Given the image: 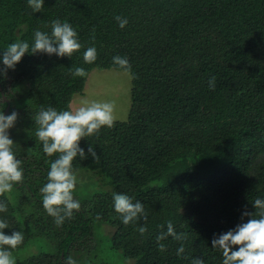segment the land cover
<instances>
[{
	"label": "trees",
	"instance_id": "16d2710c",
	"mask_svg": "<svg viewBox=\"0 0 264 264\" xmlns=\"http://www.w3.org/2000/svg\"><path fill=\"white\" fill-rule=\"evenodd\" d=\"M117 15L127 17L125 28ZM55 19L74 27L82 48L70 58L26 53L0 80V111L18 113L9 135L23 168V180L0 195L4 231L24 236L12 250L16 264H65L68 256L77 264H222L214 234L246 222L242 212L255 213L252 202L264 197V0H44L39 12L27 0H0V51L31 44L37 29L51 33ZM93 45L97 59L87 64L83 52ZM117 55L134 75L127 119L79 141L99 159L73 161L88 177L78 187L81 208L57 227L40 188L58 154L43 153L34 116L42 107L71 110L93 70L122 71ZM76 67L86 76L74 77ZM113 192L139 200L147 218L124 225ZM168 221L187 234L180 257L171 237L164 252L157 247Z\"/></svg>",
	"mask_w": 264,
	"mask_h": 264
},
{
	"label": "clouds",
	"instance_id": "9594fccd",
	"mask_svg": "<svg viewBox=\"0 0 264 264\" xmlns=\"http://www.w3.org/2000/svg\"><path fill=\"white\" fill-rule=\"evenodd\" d=\"M27 3L33 12H39L44 0H27ZM114 19L121 29L128 24L127 17L117 15ZM81 48L82 44L74 27L67 21L55 19L51 23V33L37 29L33 33L31 44L27 40H18L0 51V64L4 66L0 69V80L6 79L7 70H14L26 53L29 55L44 53L47 56L55 55L57 58H70ZM96 59V47L94 45L87 47L83 52L84 62L92 64ZM112 62L126 73L130 80L134 79L131 64L126 57L114 56ZM86 74L82 67H76L72 71L74 77H84ZM215 80L214 76L208 80L210 90L215 89ZM5 99H7L5 95H0V104H4ZM114 111L115 105L111 101H83L74 111H58L49 106L40 108L34 116V121L38 125L35 135L42 144L43 153L47 156L58 154L50 163L47 173L48 182L40 188L42 207L50 217L54 218L53 222L57 227L62 226L66 219L73 218L74 212L81 208L80 200L74 199L73 196L78 184L77 170L73 167V161L77 157L81 161L88 157L92 160L99 159L91 144L88 145L86 154L79 141L85 137L98 135L102 127L112 128L115 121ZM17 119L16 111L7 115L0 111V195L10 193L14 185L23 180L22 162L16 158L15 144L9 135V130L14 127ZM251 205L257 211L242 212L241 219L243 221V218L247 217L246 222L238 223L234 228L219 235L214 234L211 240V247L222 253V264H264V197L254 199ZM112 206L115 213L120 215L124 225L134 223L139 218H147L144 205L139 200L134 202L125 193L113 192ZM6 211L7 204L0 201V213ZM5 229H9V224L5 219L0 218V264H16L12 250L23 243L24 236L19 231H11L8 234ZM138 231L143 234L147 228L140 226ZM169 237L180 242L176 248V255L182 256L185 252L183 242L187 240V234L176 231L173 223L168 221L166 231L156 237L159 251L166 250V244L161 241ZM65 264H77V261L68 256ZM191 264H205V262L201 258H193Z\"/></svg>",
	"mask_w": 264,
	"mask_h": 264
},
{
	"label": "rangeland",
	"instance_id": "374dc122",
	"mask_svg": "<svg viewBox=\"0 0 264 264\" xmlns=\"http://www.w3.org/2000/svg\"><path fill=\"white\" fill-rule=\"evenodd\" d=\"M130 87L131 80L122 71L93 70L86 80L83 95L73 96L70 108L74 111L77 107L81 106L83 101H111L115 105L114 122H124L127 119L130 109ZM77 176L78 184L74 192L77 195L76 198L81 199L83 191L81 188L78 189V187H81L87 181L88 177L83 173L77 174ZM41 243V245H44L47 242L43 241ZM47 248L50 247L47 246ZM87 258L88 256L85 257V259Z\"/></svg>",
	"mask_w": 264,
	"mask_h": 264
},
{
	"label": "water",
	"instance_id": "95a60500",
	"mask_svg": "<svg viewBox=\"0 0 264 264\" xmlns=\"http://www.w3.org/2000/svg\"><path fill=\"white\" fill-rule=\"evenodd\" d=\"M0 94H1V95H4V94L2 93L1 88H0ZM4 103H7V100H6V99H5ZM8 107H9V106H7L6 110L4 111V114H5V115L8 114Z\"/></svg>",
	"mask_w": 264,
	"mask_h": 264
}]
</instances>
